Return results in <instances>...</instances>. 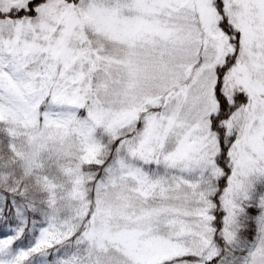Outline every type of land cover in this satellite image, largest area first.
I'll use <instances>...</instances> for the list:
<instances>
[{
	"label": "snow or ice",
	"instance_id": "obj_1",
	"mask_svg": "<svg viewBox=\"0 0 264 264\" xmlns=\"http://www.w3.org/2000/svg\"><path fill=\"white\" fill-rule=\"evenodd\" d=\"M0 264H264V0H0Z\"/></svg>",
	"mask_w": 264,
	"mask_h": 264
}]
</instances>
